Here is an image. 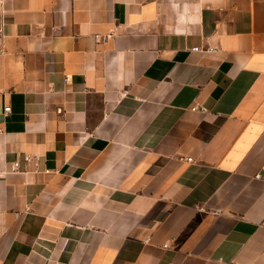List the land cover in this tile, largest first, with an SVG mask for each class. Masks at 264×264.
<instances>
[{
	"label": "crops",
	"instance_id": "crops-1",
	"mask_svg": "<svg viewBox=\"0 0 264 264\" xmlns=\"http://www.w3.org/2000/svg\"><path fill=\"white\" fill-rule=\"evenodd\" d=\"M0 264H264V0H0Z\"/></svg>",
	"mask_w": 264,
	"mask_h": 264
},
{
	"label": "built area",
	"instance_id": "built-area-1",
	"mask_svg": "<svg viewBox=\"0 0 264 264\" xmlns=\"http://www.w3.org/2000/svg\"><path fill=\"white\" fill-rule=\"evenodd\" d=\"M193 49L198 50L199 47H198V46H195V47H193ZM206 49H207V50H208V49H212V47L207 46ZM67 77H68V76L66 75V78H67ZM195 108H196V107H195ZM197 109L203 110L204 108H203L202 106H199V107H197ZM9 110H10V106H9V105H5V106H4V111H5V113H8ZM38 159H39V157H38V155H36V154H31V153H24V154H23V160H24L25 162H29V161L33 160V161H35V163H37ZM188 159H191V157H188ZM11 166H12V167H11V170H12V171L19 170V169H20V160H19L18 158L14 159V160L11 162ZM164 244L167 245V243H164Z\"/></svg>",
	"mask_w": 264,
	"mask_h": 264
}]
</instances>
